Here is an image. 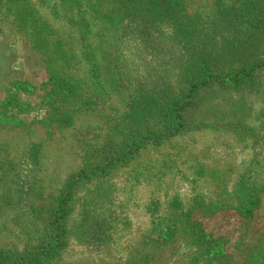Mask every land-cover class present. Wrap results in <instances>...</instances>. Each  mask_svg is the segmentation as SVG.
I'll return each mask as SVG.
<instances>
[{"label": "rangeland", "instance_id": "374dc122", "mask_svg": "<svg viewBox=\"0 0 264 264\" xmlns=\"http://www.w3.org/2000/svg\"><path fill=\"white\" fill-rule=\"evenodd\" d=\"M120 1L0 0V250L40 244L65 185L87 163L85 149L119 146L115 125L148 88L166 85L175 96L187 87L189 60L179 37L165 25L147 28L145 38L130 37ZM182 2L200 27L217 28L264 0ZM238 43L232 32L228 39L220 34L215 69L238 66L225 51ZM70 77L72 90L62 89L59 78ZM17 83L33 90H17ZM187 118L186 131L76 189L66 245L42 264H197L194 224L224 242L226 256L199 264H264V192L251 218L231 207L245 193L223 196L242 177L264 182V69L246 88L203 90ZM176 199L192 210L190 220L175 217ZM217 202L223 209L211 206ZM169 224L177 226L174 241L145 237ZM90 226L100 245L81 240ZM110 231L105 242L103 232Z\"/></svg>", "mask_w": 264, "mask_h": 264}, {"label": "trees", "instance_id": "16d2710c", "mask_svg": "<svg viewBox=\"0 0 264 264\" xmlns=\"http://www.w3.org/2000/svg\"><path fill=\"white\" fill-rule=\"evenodd\" d=\"M120 2L128 11V19H131V22H128L130 28L126 26L129 33L134 35L130 37L145 38L147 28L159 31L164 25L172 30L174 36L179 37L177 40L182 44L184 54L189 60L188 70L183 74L187 87L181 94L171 96L168 94L170 91L165 88L166 85L160 84L156 88H148L145 94L139 96L138 100L131 104L126 116L115 125L122 131L119 133L122 137L119 146L93 145L85 149L84 156H87V163L65 185L55 208L49 215V231L40 244L23 251L0 250V264H42L45 260L57 256L68 240L70 232L67 227L72 215L71 203L80 185L107 178L114 169L135 160L147 147L161 145L186 131L189 125L188 113L196 107L203 90L214 85L233 90L246 88L255 84L257 72L264 69V53L260 52L261 44L264 42V3L259 5L254 2L247 16L243 13L228 15L223 19V25L215 28L200 27L195 19L185 15L182 0H121ZM231 13H234V10H231ZM236 17L238 23H235ZM137 19H142L144 22L135 21ZM228 32L233 33L234 39H239V46L225 50L229 58L238 62V66L230 63L227 69L218 71L215 67L219 60L213 48L217 46L216 42L221 33L224 34V39H228ZM218 48L223 50L222 46ZM58 83L64 90L73 88L71 77L67 80L59 78ZM15 88L20 91L33 90L27 83H17ZM158 92L159 94L155 95ZM252 179L242 177L234 192L223 190L224 197L228 194L235 197L246 194L242 202L231 206L245 218L253 217L260 206L259 194L264 192V182L257 184ZM222 203L217 202L211 206L216 210L223 209ZM173 204L178 211L175 217L184 221L190 220L192 210H184L177 199ZM178 221L181 220L173 219L175 224ZM108 226L104 225L103 228L107 229ZM160 227L161 232H148L145 237L154 239L157 243H170L175 240L174 237L178 233L175 232L176 225ZM86 231L80 232L81 240L90 245H100L101 242L96 241L99 232H95L94 226H90V230L87 228ZM191 231L192 242L194 241L197 247L196 253L192 256L193 261L197 264L206 261L219 263L226 259L224 242L206 234L200 225L194 224L191 226ZM112 235V231L103 232L105 242L107 239H112Z\"/></svg>", "mask_w": 264, "mask_h": 264}]
</instances>
